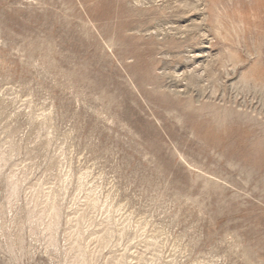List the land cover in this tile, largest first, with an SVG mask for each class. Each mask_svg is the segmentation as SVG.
<instances>
[{
	"label": "rangeland",
	"instance_id": "374dc122",
	"mask_svg": "<svg viewBox=\"0 0 264 264\" xmlns=\"http://www.w3.org/2000/svg\"><path fill=\"white\" fill-rule=\"evenodd\" d=\"M0 264H264V0H0Z\"/></svg>",
	"mask_w": 264,
	"mask_h": 264
}]
</instances>
